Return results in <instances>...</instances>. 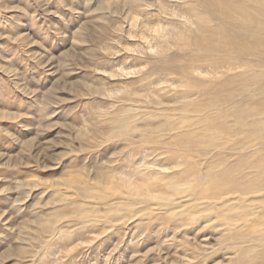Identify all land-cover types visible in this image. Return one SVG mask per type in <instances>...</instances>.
I'll return each instance as SVG.
<instances>
[{
	"label": "rangeland",
	"instance_id": "1",
	"mask_svg": "<svg viewBox=\"0 0 264 264\" xmlns=\"http://www.w3.org/2000/svg\"><path fill=\"white\" fill-rule=\"evenodd\" d=\"M192 2L0 0V264H264V132L182 69Z\"/></svg>",
	"mask_w": 264,
	"mask_h": 264
},
{
	"label": "bare ground",
	"instance_id": "2",
	"mask_svg": "<svg viewBox=\"0 0 264 264\" xmlns=\"http://www.w3.org/2000/svg\"><path fill=\"white\" fill-rule=\"evenodd\" d=\"M193 1L192 5H195L193 8L197 9L196 13L204 17L195 20L194 24L198 25L197 32L188 38L185 37L190 41L191 51L197 52V55L202 58L194 61V53L186 55V64L182 65V69L187 73V68L194 64H202L203 67L210 65L214 70L224 67L226 70L223 78L196 79L201 83L198 88L205 95V98H202L204 103L208 104L206 106L210 109L216 110L217 98L227 100L236 94L241 107L240 110L234 112L237 114L236 124L246 126L251 133L264 132L262 125L264 123V0ZM210 18L212 21L209 22ZM259 31L263 34H257ZM159 36L161 43L156 45L161 47L162 42H169L166 34H159ZM232 68H239V70L229 73ZM203 84L210 87L205 88ZM130 96L132 94L124 99L129 100ZM224 106L231 109L232 103ZM122 113L113 117L114 124L112 125L113 130L120 131V133H124L126 118L132 110L125 108ZM249 116L252 121L250 124ZM159 128L161 127H158V130Z\"/></svg>",
	"mask_w": 264,
	"mask_h": 264
}]
</instances>
